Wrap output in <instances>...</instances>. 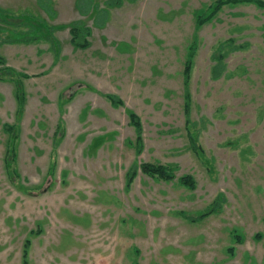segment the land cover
Wrapping results in <instances>:
<instances>
[{
    "label": "rangeland",
    "instance_id": "374dc122",
    "mask_svg": "<svg viewBox=\"0 0 264 264\" xmlns=\"http://www.w3.org/2000/svg\"><path fill=\"white\" fill-rule=\"evenodd\" d=\"M78 1L0 0V264H264V0Z\"/></svg>",
    "mask_w": 264,
    "mask_h": 264
},
{
    "label": "trees",
    "instance_id": "16d2710c",
    "mask_svg": "<svg viewBox=\"0 0 264 264\" xmlns=\"http://www.w3.org/2000/svg\"><path fill=\"white\" fill-rule=\"evenodd\" d=\"M130 1H133L135 2L136 0H130ZM241 1V0H240ZM82 0H79L78 1V11H80L82 14H86L88 13V6H83L82 5ZM0 21L5 23V24H9V25H13L17 28H21L23 27L24 25L27 27L28 26V32H32V29L34 30L35 32V36L32 38L30 35H33L31 33H29L28 35V32L27 35H25V38L23 39H18L17 41H12L14 43H17V44H31L32 42H37V41H41L42 39H45L46 41H49V42H54V38H52V36H54V32H53V28L47 26V25H42L41 23H27L25 21L17 24V23H13V22H9L6 18L4 17H0ZM32 29H31V28ZM35 27H36V31H35ZM40 27L43 28V30H45V33L43 34H39L37 31L40 29ZM21 32V31H20ZM69 34H70V44L74 47V48H77V49H85L89 46V42L87 41L86 37L89 36V30L87 28H80L78 26H73L71 27L70 31H69ZM82 36H84V38L82 39ZM34 39H36L37 41H33ZM29 42V43H27ZM5 43V42H4ZM3 44L0 42V45ZM189 66H190V62L188 61L187 62V65H185V68H184V75H188L189 74ZM24 74V73H23ZM21 74V73H18L17 71H15V69L13 68H10L9 66H7V64L5 63V59L0 56V82H11L13 83L16 87H17V96H18V101H19V105L23 106V80L26 75L24 74ZM21 77V78H20ZM109 99L114 102L115 104H118L119 101L117 100V98H115L114 96H109ZM188 100V98H187ZM20 108V109H21ZM131 119L133 120V126L135 125V127L137 128L136 130V135H137V138H136V149L138 150V152L140 151V148H141V139H140V129L138 127L139 125V121H138V118L136 116H132ZM140 170L141 172H143L144 174H150V175H154V174H157V176H160L162 178L163 177V168L162 167H157L156 165H153V164H149V163H144V164H141L140 166ZM135 172L131 173L130 176H129V181L132 180V176L134 175ZM182 183L191 187V188H194L195 187V181L192 177L190 176H186V177H183L182 178ZM216 209H218V206H212L211 207V211L209 213H204V216L205 215H209L210 213L214 212ZM199 219V218H198ZM28 241H26L27 243Z\"/></svg>",
    "mask_w": 264,
    "mask_h": 264
},
{
    "label": "crops",
    "instance_id": "0c3cea01",
    "mask_svg": "<svg viewBox=\"0 0 264 264\" xmlns=\"http://www.w3.org/2000/svg\"><path fill=\"white\" fill-rule=\"evenodd\" d=\"M2 2L5 1V0H1ZM0 83H3V82H0Z\"/></svg>",
    "mask_w": 264,
    "mask_h": 264
},
{
    "label": "flooded vegetation",
    "instance_id": "af4514ba",
    "mask_svg": "<svg viewBox=\"0 0 264 264\" xmlns=\"http://www.w3.org/2000/svg\"><path fill=\"white\" fill-rule=\"evenodd\" d=\"M26 241H28V240H26ZM25 244H27V243H25Z\"/></svg>",
    "mask_w": 264,
    "mask_h": 264
}]
</instances>
